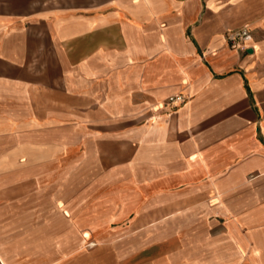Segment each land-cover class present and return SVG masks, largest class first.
<instances>
[{
  "label": "crops",
  "instance_id": "0c3cea01",
  "mask_svg": "<svg viewBox=\"0 0 264 264\" xmlns=\"http://www.w3.org/2000/svg\"><path fill=\"white\" fill-rule=\"evenodd\" d=\"M0 264H264V0H0Z\"/></svg>",
  "mask_w": 264,
  "mask_h": 264
},
{
  "label": "built area",
  "instance_id": "2783aa9c",
  "mask_svg": "<svg viewBox=\"0 0 264 264\" xmlns=\"http://www.w3.org/2000/svg\"><path fill=\"white\" fill-rule=\"evenodd\" d=\"M252 39V32L248 27H245L239 31L230 32L226 35L227 44L237 50L245 51L246 44ZM183 95H175L169 97L167 103L169 104H183L185 102Z\"/></svg>",
  "mask_w": 264,
  "mask_h": 264
},
{
  "label": "rangeland",
  "instance_id": "374dc122",
  "mask_svg": "<svg viewBox=\"0 0 264 264\" xmlns=\"http://www.w3.org/2000/svg\"><path fill=\"white\" fill-rule=\"evenodd\" d=\"M89 147L91 149L92 148V145H89ZM104 149L111 151V147L110 146H107V145H105ZM92 150H94V148ZM115 150H116L117 155L119 157H121L120 158L121 160H117V162H116L117 165L118 164L121 165V164L127 163L128 162L127 161V154H128L127 148H123L122 145H117L116 148H115ZM131 155H132V161H131L132 163H131V166L133 168L143 166V164H145L147 162L145 159L142 160L140 158L141 157L140 156V153H138V151H136L134 147H132V153H131ZM71 194H73V193H71Z\"/></svg>",
  "mask_w": 264,
  "mask_h": 264
}]
</instances>
